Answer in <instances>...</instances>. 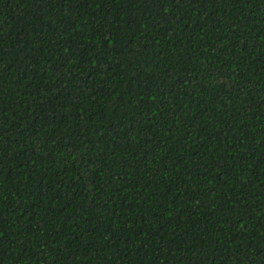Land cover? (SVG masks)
Returning <instances> with one entry per match:
<instances>
[{"label":"trees","instance_id":"16d2710c","mask_svg":"<svg viewBox=\"0 0 264 264\" xmlns=\"http://www.w3.org/2000/svg\"><path fill=\"white\" fill-rule=\"evenodd\" d=\"M0 264H264V0H0Z\"/></svg>","mask_w":264,"mask_h":264}]
</instances>
